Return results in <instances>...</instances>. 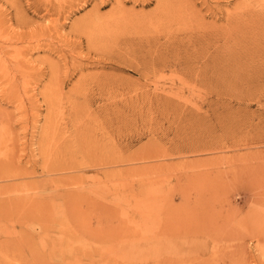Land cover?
<instances>
[{
    "label": "rangeland",
    "instance_id": "1",
    "mask_svg": "<svg viewBox=\"0 0 264 264\" xmlns=\"http://www.w3.org/2000/svg\"><path fill=\"white\" fill-rule=\"evenodd\" d=\"M244 5L0 0V240L20 248L0 264H264V16L234 22Z\"/></svg>",
    "mask_w": 264,
    "mask_h": 264
},
{
    "label": "bare ground",
    "instance_id": "2",
    "mask_svg": "<svg viewBox=\"0 0 264 264\" xmlns=\"http://www.w3.org/2000/svg\"><path fill=\"white\" fill-rule=\"evenodd\" d=\"M238 1V0H237ZM239 2L240 3H244L245 5H244V7H246L247 8V12H245V13H238L237 14V16H234L235 18H234V22L235 21H239V20H241L242 18H245V17H247V16H251V17H254V15L257 17V16H264V13H261V14H258L257 13V11L259 12V11H261V10H255V6L250 2V0H239ZM254 2V1H253ZM255 3V2H254ZM258 6V5H257ZM258 8V7H257ZM259 9V8H258ZM234 14H236V12L234 13ZM233 14V15H234ZM232 16V15H231ZM231 18V17H230ZM232 18H233V16H232ZM230 19L231 21L233 20V19ZM159 65V64H158ZM157 67V66H156ZM161 67V66H160ZM164 67V66H163ZM162 67V68H163ZM162 68L160 69V70H162ZM159 70V69H158ZM157 70V71H158ZM159 70V71H160ZM148 74H150V73H148ZM154 74V73H153ZM147 75V74H146ZM151 76V75H150ZM109 77V76H108ZM107 79V78H106ZM94 81V80H93ZM172 83V82H171ZM58 86V85H57ZM54 92H55V90H54ZM112 92V91H111ZM103 93V92H102ZM109 96V95H108ZM48 100H49V102H50V106H49V111H53V110H55V107H57V105L59 104H61V102H62V93L61 92H59V91H57V93H53V92H49L48 94H47V97H46ZM17 100V99H16ZM47 107V106H46ZM55 112H57V111H55ZM76 112V111H75ZM49 115V114H48ZM3 116V115H2ZM56 116V115H55ZM61 116V115H60ZM11 118V117H10ZM4 119V118H3ZM5 123V122H4ZM6 126H9V125H6ZM110 127V126H109ZM10 129V128H9ZM61 130L60 129H58L56 126H54V128L53 127H51V126H49V127H46L43 131H42V135H45V134H57V133H59ZM80 132H85V130H81ZM45 136H47V135H45ZM0 178H1V176H0ZM2 178L4 179V178H10V177H8V176H2ZM6 202V201H5ZM3 204V203H2ZM1 204V202H0V205H2ZM9 204V203H8ZM94 205V204H93ZM6 206V205H5ZM77 206V205H76ZM102 204H98L97 205V208H101L102 209V211H103V208H105V207H103L102 208ZM73 207V206H72ZM3 208V207H2ZM4 209H5V207H4ZM10 208H8V209H6V210H9ZM2 210V209H1ZM98 210V209H97ZM107 210V209H106ZM5 211V210H4ZM10 211V210H9ZM74 211V210H73ZM104 211H105V209H104ZM7 212V211H6ZM95 213V212H94ZM93 212L92 213H90V214H88L87 216H86V219H85V222H86V220H89V222L86 224V226H83L84 227V229L86 230V232L89 234V236L91 237V239H97V241H101V240H103V244H105L106 243V241H107V231H108V226H109V218H108V214L107 213H104L103 212V214H102V218H103V221L96 215V214H94ZM74 214V213H73ZM9 218V217H8ZM12 219H13V217H11ZM4 219V218H3ZM12 219H10V221L12 220ZM9 220V219H8ZM11 224H12V222H11ZM21 226V225H20ZM43 228H44V226H43ZM2 230V229H1ZM4 230V229H3ZM20 231H22V230H20ZM45 232H48V229L47 230H45ZM22 233L20 232V235H21ZM101 237H102V239H101ZM210 237V236H209ZM21 240L22 241H20V247L21 248H23L24 246L25 247H31V249H34V246L31 244V239H30V237L29 238H27V237H23L22 235H21ZM13 249H20V248H12L11 247V243L9 242V241H6L5 239H3L2 241L0 240V259H3V257H6L7 255H10V254H8V252L9 251H11V250H13ZM105 251H106V249H105ZM107 252V251H106ZM47 254L48 255H50V256H53V258L55 257V256H57V255H59V252H58V250L57 249H52L51 251H49V252H47ZM89 258V260H90V262H91V264H98V263H100V264H107V262H106V260H107V257H106V255L103 253L102 254V256L98 259L99 260V262H96V260L94 259L95 257H93V256H91V257H88ZM75 261H76V259H75ZM96 262V263H95ZM87 263H88V261H87Z\"/></svg>",
    "mask_w": 264,
    "mask_h": 264
}]
</instances>
